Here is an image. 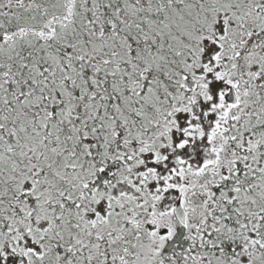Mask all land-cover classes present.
Instances as JSON below:
<instances>
[{
  "label": "snow or ice",
  "instance_id": "1",
  "mask_svg": "<svg viewBox=\"0 0 264 264\" xmlns=\"http://www.w3.org/2000/svg\"><path fill=\"white\" fill-rule=\"evenodd\" d=\"M0 264H264V0H0Z\"/></svg>",
  "mask_w": 264,
  "mask_h": 264
}]
</instances>
